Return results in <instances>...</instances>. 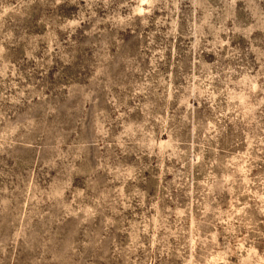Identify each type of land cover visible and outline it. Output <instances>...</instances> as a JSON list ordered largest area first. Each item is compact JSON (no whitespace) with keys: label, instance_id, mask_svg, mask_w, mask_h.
Instances as JSON below:
<instances>
[{"label":"clouds","instance_id":"9594fccd","mask_svg":"<svg viewBox=\"0 0 264 264\" xmlns=\"http://www.w3.org/2000/svg\"><path fill=\"white\" fill-rule=\"evenodd\" d=\"M0 264H264V0H0Z\"/></svg>","mask_w":264,"mask_h":264}]
</instances>
